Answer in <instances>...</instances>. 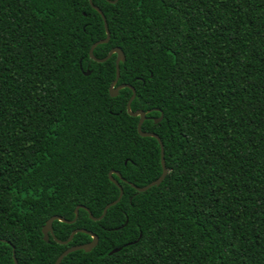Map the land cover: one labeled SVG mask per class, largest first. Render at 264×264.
Listing matches in <instances>:
<instances>
[{"label":"trees","instance_id":"1","mask_svg":"<svg viewBox=\"0 0 264 264\" xmlns=\"http://www.w3.org/2000/svg\"><path fill=\"white\" fill-rule=\"evenodd\" d=\"M0 0V264H264V0ZM89 74H85V70ZM160 113L162 118L155 122ZM118 250L109 253L113 248Z\"/></svg>","mask_w":264,"mask_h":264},{"label":"water","instance_id":"2","mask_svg":"<svg viewBox=\"0 0 264 264\" xmlns=\"http://www.w3.org/2000/svg\"><path fill=\"white\" fill-rule=\"evenodd\" d=\"M109 1L114 2L115 0H109ZM89 2L91 4V6L101 15V17L103 19V24H104L105 32H106V35H105L104 38L98 39L97 41H95V42H93L91 44L90 49H89V56H90L91 59H93L95 61L102 62V61L106 60L107 58H109L113 53L116 54V58H115V77H114V79L112 80V82H111V84L109 86V94L111 96H115V95L118 94V91H119L120 88H123V87H129V88H131L132 94L129 97V99L127 100V103H126V111L130 115H132V116H139V120H138V123H137V131H138V133L140 135H142V136H151V137L156 138L157 141H158V143H159V146H160V161H161V167H162V171H161L160 175L156 179L150 181L149 183H147V184H145L143 186H137V185H135L132 182H128L137 191H144V190H146L147 188H149L152 185L159 184L161 182V180L164 178V176L166 175V173H167V169L165 167V162H164V156H163V145H162V142L160 140V137L158 136L157 133L152 132V131H143L141 129L142 122L145 119V111L144 110H141V109H137V110H134V111L131 110L130 104H131L132 99L135 96V89L133 88V86H131L129 84H119V85H116L117 80H118V77H119V63H120V61H124V59H125V55H124L122 49L119 46H114V47H112L109 50V52L107 53V55H105L104 57L97 58V57L94 56L93 49L95 48V46L97 44H100V43H106L109 40L110 33H109V30H108V27H107V22H106L105 15L102 12V10L97 5H95L92 2V0H89ZM84 73L85 74H89L90 71L87 69V70L84 71ZM161 118H162V113H160V115L157 118H155L154 121L155 122H158V121L161 120ZM113 173L115 175H117V177L119 179H121L123 181H126L121 176V174H120L119 171L110 170L108 172L109 179L112 182H114L119 187V194H118V196L114 200L108 202L104 206V208H103V210H102V212H101V214L99 216H94L91 213V211L86 206H84V205H77L76 208H75V210H74V213H75L74 214V217L71 220H68V219H66V218H64V217H62L60 215H52V216H50L46 220V223L42 227L43 239L45 241H49V235H51L57 242L62 243V244H66L67 242H69L71 240L72 236L76 232H78V231L85 232V233H87V234H89L91 236V240L88 241V242L81 243V244L71 245V246L67 247L66 249H64L57 256V258L55 259V261L52 264H59L60 261L62 260V258L66 254H68L69 252H72V251L78 250V249H83L85 251H89V250H91L97 244V242H98V236L95 233H93L92 231L86 230L84 228H76V229H74V230L71 231L70 235L68 236V238L66 240H59V239H57L55 237V235L53 233V230H52V222L55 219H57L59 221H63V222H74L76 220V218H77V215H78V208H80V207L81 208H84L87 211V213H88V215H89V217L91 219H93V220L101 219L105 215L108 207L111 206V205H114L116 202H118L120 200L121 196H122V192H123L122 187L119 184V182L112 176ZM118 249H119V247L113 248L112 250L109 251V253H112V252H114V251H116ZM13 261H14V264H17V260H16V258L14 256V251H13Z\"/></svg>","mask_w":264,"mask_h":264}]
</instances>
